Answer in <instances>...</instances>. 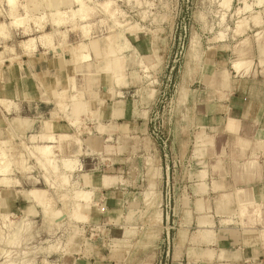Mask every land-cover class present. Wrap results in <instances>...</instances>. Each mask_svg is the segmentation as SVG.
<instances>
[{"label":"rangeland","instance_id":"obj_1","mask_svg":"<svg viewBox=\"0 0 264 264\" xmlns=\"http://www.w3.org/2000/svg\"><path fill=\"white\" fill-rule=\"evenodd\" d=\"M80 1L87 5L86 19L71 13ZM107 1L108 11L101 7ZM229 1L226 6L223 0H60L55 7L46 5V0H16L17 10L13 11L6 0H0V97L13 101L10 107L0 105V142L5 141L0 146L8 156H0V167L11 162L10 174L6 175L13 178L11 186L0 185V263L65 264L68 258L87 253L102 259L100 264H169L171 258L163 249L173 247L178 221L174 217L165 223L161 210H173L175 196L173 189H167L162 205L157 194L169 167H178V160L187 166L190 163L180 155L184 150L192 151L195 146L208 150L211 145L202 135L205 130L193 126V112L188 109L193 89L198 88L201 77L216 70L221 84L225 74L221 67H226L228 74L233 61L251 53L254 41L258 42L256 31H261L264 21V4L260 7L254 5L255 0ZM245 4L251 5L250 10L244 11ZM54 10L61 13L57 17L63 23H53ZM20 18L23 22L16 23ZM60 47L65 49L61 55L47 53ZM77 52L90 53L91 59L74 65ZM51 60L67 62L76 86L68 89L65 104L70 107L66 111H60L55 98L46 97L41 105L43 113L68 118L78 129L73 137L55 133V161L60 165L57 171L44 168L30 155L33 146L43 141H32L29 133L51 128V120L46 116L41 121L34 119L15 90L20 78L48 66ZM248 64L250 69L252 63ZM232 68L239 72L244 66ZM127 69L135 77V99L143 106L155 105L151 129L144 134L99 137L82 120V115L94 113L89 107L96 86L92 73H112L121 85ZM69 73H62L67 79L59 89L68 83ZM70 94L78 100L71 101L74 96ZM17 119H24L26 124L18 128L14 123ZM97 129L105 131L103 127ZM77 157L80 168L68 170L69 180L62 178V159ZM183 159L186 162L182 163ZM115 162L119 167L115 173L124 175L129 191H134L128 197L123 218L112 216L113 225L105 229L87 225L86 217L72 219L75 204L71 197L76 189L89 192L88 203L82 207L84 214L93 202L94 190L85 187L88 182L85 174L84 179L79 178L81 174L95 169L96 175H103L105 186L115 185L120 179L110 175L114 174ZM107 176L113 177V183L105 184ZM33 187L44 192V200L58 210V217L46 216L43 208L28 197V189ZM131 210H135V217L127 221ZM168 230L169 244H164L163 231Z\"/></svg>","mask_w":264,"mask_h":264},{"label":"crops","instance_id":"obj_2","mask_svg":"<svg viewBox=\"0 0 264 264\" xmlns=\"http://www.w3.org/2000/svg\"><path fill=\"white\" fill-rule=\"evenodd\" d=\"M261 32V44L254 41L251 53L240 58L252 63L250 69L237 72L231 65L228 75V69L222 67L227 74L225 86L217 81L216 70L201 77L198 88L193 89L188 106L193 126L205 130L202 135L211 145L208 150L196 146L184 150L180 155L190 163L185 165L183 159L184 164L178 160V167H169L157 194L162 205L167 189H173L175 196L173 210H161L165 223L174 217L178 221L173 247L163 249L171 258L169 264H264V21ZM68 68L65 61L51 60L48 66L20 78L15 90L34 119L41 121L46 116L52 132L73 137L78 129L68 118H53L41 111L45 98L52 97L67 79L62 73H69ZM125 74V83L118 85L112 73H92L96 86L88 98L94 113L82 115V120L99 137L144 134L151 129L155 105L143 106L135 99L134 74L128 69ZM116 164L110 174L120 177L115 185L105 186L103 175H96L95 169L79 177L82 180L88 174L90 183L85 187L94 190L92 205L85 210L89 226L105 229L113 225L112 216L122 219L125 214L134 191H129L124 175L115 173L119 171ZM177 191L181 194L176 195ZM163 232V243L169 244L170 232ZM77 255L65 264H100L102 260L87 253Z\"/></svg>","mask_w":264,"mask_h":264},{"label":"bare ground","instance_id":"obj_3","mask_svg":"<svg viewBox=\"0 0 264 264\" xmlns=\"http://www.w3.org/2000/svg\"><path fill=\"white\" fill-rule=\"evenodd\" d=\"M7 1V3H8V5L12 8V10L13 11H16L17 10V7H16V0H6ZM91 1V0H90ZM94 1V0H93ZM223 1H225L226 2V6H227V4L228 5H230V1L229 0H223ZM46 2H47V4L46 5H48V4H52V5H54L55 7L56 6H58V4H59V2H60V0H46ZM109 2L107 1V2H105L104 4H103V6H101L102 8H104L105 10L107 9V4H108ZM79 6H78V8H76L74 11H72L71 13H75V14H78L79 16H80V18L81 19H86L87 18V16H86V13L84 12L85 11V9H86V7H87V5H86V3L84 2V1H80V2H78L77 3ZM223 5H224V3H222ZM263 4H264V0H255V2H254V5L255 6H263ZM228 7H230V6H228ZM250 7H251V5L250 4H245L244 5V11H246V10H250ZM57 11V10H56ZM55 10L53 11L54 13H53V15H52V12H51V16H53L52 17V19L54 18V20H52L53 21V23L55 24L56 23V25L57 24H60L61 22L63 23V21H62V19H59L57 16H60L61 15V13H60V15H59V12H56ZM107 11H108V9H107ZM241 11H243V10H241ZM13 13V12H12ZM15 13V12H14ZM257 13V12H256ZM75 14H73V16L75 15ZM77 16V15H76ZM75 16V17H76ZM23 19L24 18H20V19H17L15 22L16 23H19V22H23ZM242 23H244L243 21H241ZM121 24V23H120ZM86 25V24H85ZM84 25V26H85ZM239 26H240V24H239ZM239 26H237V27H239ZM245 26H246V23H245ZM244 25H243V28L242 29H244V27H245ZM86 27V26H85ZM241 28V27H240ZM240 28H238V29H240ZM237 29V30H238ZM129 30V29H128ZM86 32V31H85ZM235 32H237L238 33V31H235ZM86 34H87V32H86ZM236 35V34H235ZM110 37L111 36H109V39H110ZM115 37H116V39H117V41L118 42H121V39L119 38V36H118V34H116L115 35ZM46 38H48V37H46ZM45 38V39H46ZM49 39V38H48ZM115 39V40H116ZM245 39H247V38H245ZM249 39V38H248ZM247 39V40H248ZM257 39H258V42L261 44V40L263 39V33L260 31H258V34H257ZM50 40V39H49ZM49 40H45L46 41V43H50V45H51V42L49 41ZM114 40V41H115ZM251 41V40H250ZM253 41V40H252ZM242 43V42H241ZM241 43H239V45H241ZM246 44H247V41H246ZM244 45V44H243ZM117 46V45H116ZM237 46V45H236ZM245 46H247V45H245ZM250 46V45H249ZM264 47V46H263ZM83 48H84V46H83ZM87 48V47H86ZM238 49V48H237ZM239 49H241V48H239ZM50 51H48L47 53H50V52H55L56 51V55H61L62 53H64L65 52V49H63L62 47H60V48H57V49H55V50H51V49H49ZM201 50V49H200ZM74 53H76V52H74ZM74 53H72V54H74ZM78 53V52H77ZM196 53V52H195ZM194 53V54H195ZM191 54H193V53H191ZM73 57H74V59L76 58V61L74 60L73 62H74V65H75V63L77 64V63H80V62H84V61H89L90 59H91V55H90V53H78V54H75V55H73ZM194 57V56H193ZM195 59V58H194ZM261 59V58H260ZM77 61H79V62H77ZM249 63V62H248ZM247 63V61H244L243 59H237V60H235V61H233V63H232V66L233 67H236V66H238V65H243L244 66V68L243 69H241L239 72H241L242 70H248L249 69V64ZM196 65H197V63H196ZM194 68H195V66H194ZM193 68V69H194ZM222 68V67H221ZM225 69V68H224ZM221 70V69H220ZM223 70V69H222ZM2 71V70H1ZM45 72V71H44ZM227 74H224V75H222V85H226V83H227V79H225L224 80V78H227V76H226ZM231 83V82H230ZM76 88V86H75V84H74V73H71V74H68V83H66L64 86H62L60 89H58V90H55L54 92H53V95H52V97H50V98H52V99H54L55 98V100L58 102L57 104L60 106V111H66L67 110V108L68 107H70V106H68L67 104H65V101L67 102V98H69L68 96H67V93H70L69 92V88ZM69 89V90H68ZM227 89V88H226ZM5 92V91H4ZM70 95H73V94H70ZM74 96V95H73ZM77 99V97H71V101L73 100V99ZM78 100V99H77ZM75 101V100H74ZM73 101V102H74ZM12 102L13 101H11V100H8V99H6V98H2V97H0V105L1 106H4L5 108L6 107H10V106H12ZM76 102H74V103H72V105H73V107L76 109V107H77V105L75 104ZM69 104H70V102H69ZM58 105H57V107H58ZM14 106H15V104H14ZM73 108V109H74ZM56 110V109H55ZM55 110H54V112H55ZM54 112L52 113V114H54ZM31 121V120H30ZM50 121V120H49ZM14 123H16V126L18 127V128H22V126L24 125V124H26V121L24 120V119H17V120H14ZM33 131V130H32ZM32 133V132H31ZM29 137H30V139L32 140V141H36V139L38 140H42L43 141V144H39V145H35V146H33L34 148L30 151L31 153H30V155H32V157L34 156L35 158L34 159H36L39 163H40V165H42V166H44V168H47L48 169V167H52L53 169H57L58 167H59V169H60V165H57L56 166V164L58 163V162H56L55 161V156H56V153H55V151H56V148H57V145L54 143V142H56V141H54L55 139H56V136H55V133L54 132H52L51 130H50V128H49V126L46 128V129H40L39 131H36V133H32V134H30L29 133ZM5 141H1L0 142V144H3V146L5 145V143H4ZM4 151H6V150H4ZM5 156L6 155V157H8L7 156V154H5V152H3V149H2V146H0V156ZM4 160H6L5 159V157H4ZM60 162V161H59ZM8 163H11V162H8ZM8 163H5L3 166H1L0 167V185L2 184V185H4V186H11L12 185V181H13V178H11V177H9V176H7L6 175V173L9 171L8 170ZM23 163V162H22ZM83 163V162H82ZM24 164V163H23ZM26 164V163H25ZM62 165V168H63V175H62V178H64V179H68L69 178V176H66L67 175V173L68 172H70V171H68V170H71V171H75V169H78V168H80L79 166H80V160L78 159V157L77 158H64V159H62V163H61ZM24 166V165H23ZM27 166V165H26ZM25 167V166H24ZM26 168V167H25ZM61 168V169H62ZM82 168V167H81ZM54 170V171H55ZM57 171V170H56ZM61 171V170H60ZM8 174H10L9 172H8ZM65 174V175H64ZM70 175V174H69ZM48 176V175H47ZM46 176V177H47ZM72 176V175H71ZM85 179H86V181L88 182V183H90L89 182V176H88V174H85ZM50 179H48V177H47V181H49ZM69 180V179H68ZM67 180V181H68ZM76 180V179H75ZM55 181V180H54ZM53 181V182H54ZM51 182V181H50ZM110 183H113V177H111V176H107L106 178H105V184L106 185H109ZM77 184V183H76ZM28 197H30L32 200H33V202L34 203H36L38 206H40L41 208H43V211H44V214H46V216L48 215H51V216H54V217H58L57 216V214L59 213L58 212V210H54L53 208H52V206H50L51 204L50 203H48L49 201H46V200H44V197H43V195H44V192L41 190V189H39L38 187H33V188H30V189H28ZM88 197H89V192L87 191V190H83V189H76L75 190V192H74V196L73 197H71L73 200H74V204H75V206L72 208L73 210H72V212H71V217H72V219H82V218H84V217H86L85 216V214H84V212H82V207H83V205L84 204H87L88 203V201H87V199H88ZM50 204V205H49ZM68 205V204H67ZM65 206V205H64ZM66 207V206H65ZM132 209V208H131ZM128 219H132V218H134L135 217V210H131L128 214ZM1 216L3 217V218H6V214H1ZM29 220V219H28ZM26 224V223H25ZM78 228V227H77ZM25 237V236H24ZM8 238V237H7ZM17 239V238H16ZM10 241H12V240H10L9 239V242ZM18 243V242H17ZM26 243V242H25ZM16 244V243H15ZM11 246V245H10ZM10 248V247H9ZM22 253V252H21ZM7 254H9L8 252H7ZM6 254V255H7ZM22 258V257H21ZM9 259V258H8ZM22 263V262H21ZM0 264H12V262L10 263V261L8 262V261H4V262H2V263H0ZM49 264H57V263H53V262H50Z\"/></svg>","mask_w":264,"mask_h":264}]
</instances>
